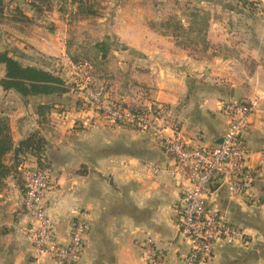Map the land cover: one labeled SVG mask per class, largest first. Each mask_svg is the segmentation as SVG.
Instances as JSON below:
<instances>
[{"label": "crops", "instance_id": "1", "mask_svg": "<svg viewBox=\"0 0 264 264\" xmlns=\"http://www.w3.org/2000/svg\"><path fill=\"white\" fill-rule=\"evenodd\" d=\"M5 2V10L18 6L16 2ZM22 2L20 6L27 7L24 14L28 16L32 12ZM201 3L208 12L217 4ZM223 4L226 6V2ZM219 8L221 15H210L203 33L212 46L224 50L227 46L240 59L213 56L211 70L204 68L209 64L207 60H196L191 51L149 28L144 19L137 25L133 19L117 20L112 31L127 43L123 52L128 57L123 56L127 59L116 65L122 71L121 81L114 79L106 86L109 99L129 105L157 103L170 110L177 134L190 145L220 143L229 123L221 110L222 103L264 95V18L244 19L238 10ZM58 13L50 12L40 20L45 25L59 24L60 30L52 36L35 29L34 37L27 38L18 35L14 25L8 28L0 23V53L11 51L10 56L20 62L14 51L29 43L33 46L27 51L32 54L28 56L32 62L26 65L52 73L55 65L50 63L51 58L66 56L61 41L66 38L62 21L67 23L68 16ZM106 19L98 21L104 24ZM195 20L190 18V28ZM248 38L252 43L245 45L242 39L248 43ZM211 51L216 49L209 48L205 53L213 55ZM68 73L70 67L54 74L67 79ZM5 74V66L0 64V81ZM136 86L148 93L147 99L135 95ZM44 106L50 111L40 114L39 107ZM0 112L9 119L16 147L33 133L45 141L41 159L31 154L16 159L15 152L6 157L7 165L15 167L0 191V264H55L45 258L37 263L36 250L23 233L30 221L23 211L24 170L39 162L47 165L52 178L47 199L58 242H69L78 212L88 215L86 248L77 264H142V243L149 238L168 256L170 264L180 263L189 246L179 235L177 205L187 182L168 173L157 177L147 174L148 164L175 168L153 132L146 135L107 124L84 128L82 122L92 113L83 94L23 97L0 85ZM243 138L249 163L258 165L264 154V100L250 117ZM252 193L254 201L231 202L225 189H218L214 205L229 212L230 220L245 230L248 241L241 246L220 243L210 264H264V181L258 182Z\"/></svg>", "mask_w": 264, "mask_h": 264}, {"label": "built area", "instance_id": "2", "mask_svg": "<svg viewBox=\"0 0 264 264\" xmlns=\"http://www.w3.org/2000/svg\"><path fill=\"white\" fill-rule=\"evenodd\" d=\"M239 1L246 7H257L259 15L264 17V0ZM74 69L82 78L79 89L92 113L82 126L88 129L107 124L143 133L153 132L155 141L174 161L175 168L168 170L148 164L147 174L157 177L168 173L187 182L177 205V228L189 249L179 264H210L220 243L246 244L245 230L232 223L229 212L215 206L213 198L221 188L225 189L231 202L254 201L252 189L264 181V154L258 165H251L243 138L250 117L261 107L264 95L223 102L221 110L229 123L222 141L213 146H192L177 134L168 108L157 103L131 107L114 102L109 99L105 87L92 88V77L82 75V66H74ZM24 174L23 211L30 221L23 233L36 250V262L45 258L55 264H77L84 254L90 229L87 213L76 214L69 242L59 243L49 215L50 171L35 166L26 168ZM142 264L170 263L168 256L149 238L142 243Z\"/></svg>", "mask_w": 264, "mask_h": 264}, {"label": "rangeland", "instance_id": "3", "mask_svg": "<svg viewBox=\"0 0 264 264\" xmlns=\"http://www.w3.org/2000/svg\"><path fill=\"white\" fill-rule=\"evenodd\" d=\"M7 1L11 4L16 2L18 6L16 7L14 5L13 8L4 10L0 14V23L8 26V28L14 25L12 27L17 29H15L17 31L16 33L27 38L34 37L35 29L40 30L47 36H52L54 32L60 30V26L56 22H48L46 25L45 23H40V20L46 14L56 11L57 13L60 12L61 16H68L66 17L68 20L67 23L62 21L66 38H63L61 41V47L62 50L64 47L66 48V56L62 57L63 59L51 58L50 63L55 65L52 73H58L59 69V74H61L64 68L70 67L71 74L68 73L69 77L64 79L61 76L70 87L69 93L72 95L82 94V91L79 89V86L82 84V78L78 73L76 74L74 66H82V75L87 74L92 77L93 89L106 88L109 81L114 79L119 80V82L121 81L122 71L120 69L117 70L116 65L127 59L126 57L128 56L123 51L127 49L128 45L124 42L123 38L113 34L112 26L119 19L122 22H125L127 19H133V24L135 25L144 19L149 28L163 35L170 36V42L191 51L196 60H207L209 64L206 63L204 68L211 70L214 65L213 56L217 57L222 55L224 58L231 57L234 59H240V57L232 53L235 50L228 49L227 46H225L226 50L220 46H212L206 40V33H203V31L207 30L209 26L208 19H210V15L213 13L215 17L221 15L217 12V9H220L219 7L222 6L223 10L226 8V10L230 9L233 12L238 10L244 19L255 18L257 20L259 19L257 17L264 18L259 15L257 7H246L242 4H237L235 0H204V3H217L212 8V12L206 10L204 4L201 3L203 0H87L83 6H79L78 0H39V2L36 0ZM22 1L28 5L29 10L32 12L28 16L24 14L27 11V7L21 8L20 6L19 2ZM237 1L239 2V0ZM224 2H226V6H224ZM37 5L41 8L36 7ZM18 9H20V12L16 11ZM11 10L13 11L11 12ZM193 17L197 22L190 28V18L193 19ZM105 18H107L106 23H104L105 25L98 21ZM107 29L111 33L110 35L105 33ZM48 32L51 34H48ZM247 40H249L248 43L244 42L243 39L242 42L245 45H250L252 40L249 38ZM100 41H104L101 44L102 46H96V43ZM209 48L216 49V52L211 51L213 55L206 54L205 52ZM30 49L32 50L33 46L28 43L14 51L13 55L20 60L23 66H27L26 64L32 62L29 58L32 57V54L27 52ZM6 52L10 55L11 51ZM125 55L126 57L124 58L123 56ZM67 59L70 61H66ZM245 60L246 62L248 61V59L244 58L243 61L245 62ZM137 88L138 86L134 87L135 95L140 99H147L148 93L143 89ZM114 102L131 107L138 106V104L129 105L122 101ZM141 105L147 106L144 104ZM144 134L149 135V133ZM38 166L49 169L44 162H39ZM81 212L86 213L85 211Z\"/></svg>", "mask_w": 264, "mask_h": 264}, {"label": "trees", "instance_id": "4", "mask_svg": "<svg viewBox=\"0 0 264 264\" xmlns=\"http://www.w3.org/2000/svg\"><path fill=\"white\" fill-rule=\"evenodd\" d=\"M39 2V0H36ZM76 1V0H75ZM87 0H78L79 6L85 5ZM77 2V3H78ZM5 0H0V14L6 8ZM36 7H39L37 5ZM20 12V9L16 10ZM0 64L5 66L6 74L0 85L6 91L13 90L23 97L38 95L66 94L70 87L59 75L32 66H23L18 60L11 57L8 52L0 53ZM50 111V107H39L40 114ZM45 141L37 133L31 134L16 147L8 117L0 112V191L5 187L6 179L14 173V166L6 163V157L15 152L19 155L31 154L40 158L44 152Z\"/></svg>", "mask_w": 264, "mask_h": 264}]
</instances>
